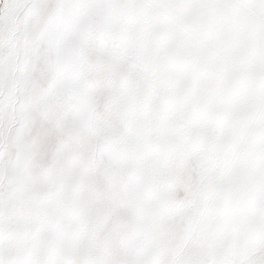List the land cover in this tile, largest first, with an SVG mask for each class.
Masks as SVG:
<instances>
[{
    "label": "snow or ice",
    "instance_id": "1",
    "mask_svg": "<svg viewBox=\"0 0 264 264\" xmlns=\"http://www.w3.org/2000/svg\"><path fill=\"white\" fill-rule=\"evenodd\" d=\"M0 264H264V0H0Z\"/></svg>",
    "mask_w": 264,
    "mask_h": 264
}]
</instances>
